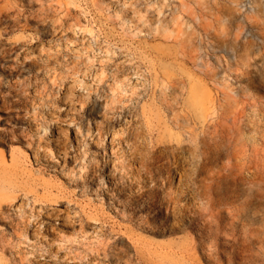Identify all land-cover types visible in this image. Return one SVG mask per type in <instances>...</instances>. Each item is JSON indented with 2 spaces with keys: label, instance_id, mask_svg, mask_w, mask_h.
<instances>
[{
  "label": "rangeland",
  "instance_id": "rangeland-1",
  "mask_svg": "<svg viewBox=\"0 0 264 264\" xmlns=\"http://www.w3.org/2000/svg\"><path fill=\"white\" fill-rule=\"evenodd\" d=\"M0 264H264V0H0Z\"/></svg>",
  "mask_w": 264,
  "mask_h": 264
}]
</instances>
